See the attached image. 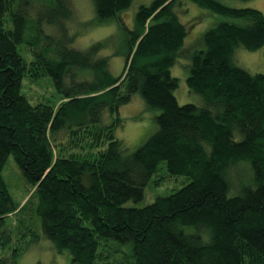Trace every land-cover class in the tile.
<instances>
[{
	"label": "trees",
	"instance_id": "trees-1",
	"mask_svg": "<svg viewBox=\"0 0 264 264\" xmlns=\"http://www.w3.org/2000/svg\"><path fill=\"white\" fill-rule=\"evenodd\" d=\"M93 2L97 23L123 31L117 75L102 51L113 36L78 40V0H0V264L44 238L72 264H264V72L235 62L237 47L264 46V12L232 0ZM190 5L218 16L192 51L180 15ZM182 55L198 102L177 100ZM135 93L158 110L157 130L127 153L115 131ZM9 155L29 185L23 202L2 175ZM165 180L171 191L126 204Z\"/></svg>",
	"mask_w": 264,
	"mask_h": 264
},
{
	"label": "rangeland",
	"instance_id": "rangeland-1",
	"mask_svg": "<svg viewBox=\"0 0 264 264\" xmlns=\"http://www.w3.org/2000/svg\"><path fill=\"white\" fill-rule=\"evenodd\" d=\"M78 2L80 4L77 16L82 19V22L78 23L79 28H77L79 30L78 40L81 44L88 45L107 35H110V37L113 36L111 39H108L109 41L102 51H113L111 52L112 57L109 64H112V66H110L112 74L117 75L121 70L120 65L125 57V48L120 44L123 33L122 29L118 26L116 21H103L97 23L93 0H78ZM231 3L238 7H254L264 12V0H232ZM138 6L139 3L133 6L131 5V15H133ZM199 10L193 5H190L186 11H180L181 18L189 25L184 42L191 41L192 45L190 51L203 47V33L218 20V16H213V19H211L210 16L208 17L207 14L203 13L197 18ZM201 11L206 12L205 9ZM129 17L130 12L123 13V18L125 20H128ZM195 19L197 20L195 21ZM230 20L240 24L244 23L240 18H230ZM83 21H86L87 24L91 26L84 24ZM88 21L90 23H88ZM72 30L74 31L73 28ZM178 57L176 59L182 63V66L179 67L180 64L177 63V68L175 64L171 67L172 74L179 77V84L177 89H175L177 100L179 103L189 101L198 102L200 100L199 95L185 92V89L187 90L185 78L188 73L187 63L189 62V56L182 55ZM235 62L252 73L264 72V46L256 50L237 47L235 50ZM40 83L41 82H39V84ZM36 88H39V86L37 85ZM138 95L139 94L135 93L129 103L123 104L120 107L119 111L123 118V122L121 125L117 126L115 131L116 136L123 142L127 153L134 151L150 134L157 130L155 116L158 110L148 107ZM159 172L166 173L163 163L160 164ZM2 175L14 200L16 202H23L26 198L29 185L24 181L22 173L16 165L12 155H9L4 163ZM174 184L175 182L172 180H165V182L159 185H152L150 183L146 186L144 196L141 200L136 202L129 200L126 204L135 203L137 205H142L148 203L152 201L156 195L171 191ZM44 239L43 241L47 242L50 246L46 245V243L40 245L37 239L31 240V243L12 259L13 264H72L71 255L67 249L58 251L52 247L49 239Z\"/></svg>",
	"mask_w": 264,
	"mask_h": 264
}]
</instances>
